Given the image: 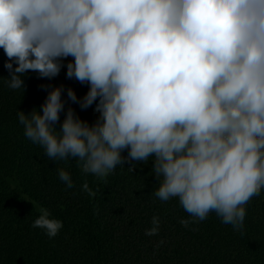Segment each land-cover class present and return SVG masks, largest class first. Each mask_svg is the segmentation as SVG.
<instances>
[{"label":"clouds","instance_id":"1","mask_svg":"<svg viewBox=\"0 0 264 264\" xmlns=\"http://www.w3.org/2000/svg\"><path fill=\"white\" fill-rule=\"evenodd\" d=\"M0 49L11 90L24 94L30 72L52 80L64 68L87 86L78 97L43 85L39 108L17 111L50 161L76 160L99 180L151 161L152 195L176 199L184 227L214 212L243 234L247 205L264 189V0H0ZM39 212L31 227L54 238L63 222ZM159 224L153 216L145 234Z\"/></svg>","mask_w":264,"mask_h":264},{"label":"trees","instance_id":"2","mask_svg":"<svg viewBox=\"0 0 264 264\" xmlns=\"http://www.w3.org/2000/svg\"><path fill=\"white\" fill-rule=\"evenodd\" d=\"M6 59L0 49V264H264V189L247 205L243 234L214 212L184 227L180 220L190 217L178 201L152 195L158 182L151 161L133 172L129 164L118 166L106 180L82 173L76 160L50 161L24 136L17 111L39 108L47 95L43 85L72 87L78 97L87 86L67 79L66 68L52 80L30 72L23 94L7 87ZM71 106L82 119L95 120L92 108ZM59 168L70 172L73 188L60 181ZM85 181L94 197L83 190ZM40 207L63 222L54 238L31 227ZM153 216L159 231L148 236Z\"/></svg>","mask_w":264,"mask_h":264}]
</instances>
